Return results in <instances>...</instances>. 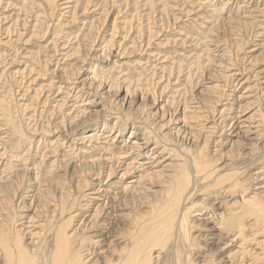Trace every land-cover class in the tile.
<instances>
[{"label": "rangeland", "instance_id": "374dc122", "mask_svg": "<svg viewBox=\"0 0 264 264\" xmlns=\"http://www.w3.org/2000/svg\"><path fill=\"white\" fill-rule=\"evenodd\" d=\"M1 108L0 213L16 210L15 225L28 233L40 232L37 205L54 196L47 185L55 179L87 195L84 219L109 199L114 233L126 229L142 206L128 191L114 197L129 180L120 170L107 174L115 158H135L132 142L144 143L149 128L177 151L196 153L206 141L205 156L221 174L240 173L245 196L264 205V0H0ZM8 114L24 137L2 120ZM161 155L145 174L172 161ZM232 197L207 199L220 214L240 194ZM200 215L194 220L209 216Z\"/></svg>", "mask_w": 264, "mask_h": 264}, {"label": "bare ground", "instance_id": "6f19581e", "mask_svg": "<svg viewBox=\"0 0 264 264\" xmlns=\"http://www.w3.org/2000/svg\"><path fill=\"white\" fill-rule=\"evenodd\" d=\"M41 58V61L45 60ZM65 100L67 99L62 98L58 101L61 102L60 105H63ZM2 110L1 108L0 111L5 112ZM142 117L144 120V116ZM1 118L11 126L14 134L21 138L25 136L9 114ZM128 122L132 123L129 120ZM149 129L151 132L144 133L145 137L148 136L146 133H150L147 139L143 137L144 143L132 142L130 148L134 147L133 149L136 150L135 158L133 154V157L129 154L130 161L115 158L107 174L109 178L120 170L118 172L121 173L120 179L129 180L128 185L121 192L115 193L114 197L121 196V193L124 195L123 191H128L132 200L137 201L138 206H142V209H135L130 215V222L126 229L117 234L114 233V207L108 206L109 199H104L99 211L89 214L84 219V216L79 213L82 211L80 200L87 197V195L83 196L84 187H79L83 193L77 196L76 190L71 189L69 187L71 185L68 186L65 182L66 177L64 182L53 179V183L47 179L49 182L47 186H53V188L49 187L48 191H52L54 196H40L42 202L37 205V208L42 211L38 223L40 225L38 234L36 232L32 234L33 231L30 232V230L28 233L26 228L22 229L24 224L15 225L20 220L18 219L20 217L14 214L16 210L13 213L9 211L0 213L2 216L0 217V264H247L248 262L264 264L262 249L264 242L260 239L264 230L262 226L264 205L257 194H252L251 197L245 196L246 185L244 180L240 182V173L221 174V168L205 156L206 141L199 150L197 148L196 153L189 150L177 151L176 144L172 149L170 147L172 145L167 144L169 137H166L167 134L157 133L159 129L157 131ZM136 131L128 137L134 138ZM90 136L92 135L89 134L86 137ZM193 142L190 138L189 143L193 144ZM150 145L154 147L149 149ZM161 148V152L157 154ZM121 150L124 151V148ZM162 151H165V155L172 158V161L163 165V169L154 171L153 176L149 175V172L145 174L154 163L156 166L162 164L159 159ZM182 152L186 153L182 154ZM114 153L110 156L111 158L116 156L117 152ZM126 162L129 163L126 164ZM103 171H99L96 176L103 175L105 173ZM137 172H142L144 175L140 174L137 180H130L136 177ZM34 180L37 181V179ZM47 180H42V184L48 183ZM159 185V191L147 192L146 188L159 187ZM236 194H240V197L235 199L232 205L222 203L221 209H217L220 214H216L208 202L210 196H214L215 199H225ZM199 197L201 200H196ZM32 200L31 196L28 201L32 204ZM119 206L117 205V209ZM4 207L6 206H3V210ZM203 212L209 215L207 220L204 218L194 220V216H201ZM247 220L251 222V225L246 224ZM205 222L209 225L213 223L214 228H209L208 225L206 227ZM18 226L21 227L17 229ZM25 233L30 235L29 242L25 241ZM195 233L199 234L195 236ZM109 239L113 241L110 240L111 242L106 244ZM96 249L101 252L95 251ZM109 249H111L110 252ZM156 251L158 253L154 260L152 256Z\"/></svg>", "mask_w": 264, "mask_h": 264}]
</instances>
